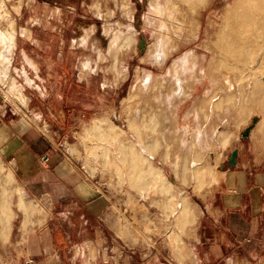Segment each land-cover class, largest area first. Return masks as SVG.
I'll use <instances>...</instances> for the list:
<instances>
[{
	"label": "rangeland",
	"instance_id": "rangeland-1",
	"mask_svg": "<svg viewBox=\"0 0 264 264\" xmlns=\"http://www.w3.org/2000/svg\"><path fill=\"white\" fill-rule=\"evenodd\" d=\"M237 2L211 0L196 11L192 0H0V25L16 36L9 73L29 97L23 107L7 97L9 80L0 81L3 120H30L105 202L96 216L75 209L58 217V228L70 231L71 239L52 254L33 255L28 230L49 220V212L33 199L39 209L21 205L16 181L26 188L25 180L15 160L0 150V201L16 213L9 233L0 224V264H264L255 241L246 247L232 234L222 240L221 224L208 218L199 227L201 206L220 177L218 166L236 149L229 140L245 138L237 147L252 156L264 151L263 121L255 125L264 116V99L246 100L248 69H235L244 67L235 60L227 64L233 72L230 90L221 77L223 65H216L214 36L207 35ZM83 35L87 46L80 43ZM160 40L169 56L161 66L153 60ZM175 69L185 94L199 90L180 96ZM149 145L152 160L139 155ZM192 162H201L193 179ZM180 191L186 198L176 222L168 214L175 205L171 196Z\"/></svg>",
	"mask_w": 264,
	"mask_h": 264
},
{
	"label": "crops",
	"instance_id": "crops-1",
	"mask_svg": "<svg viewBox=\"0 0 264 264\" xmlns=\"http://www.w3.org/2000/svg\"><path fill=\"white\" fill-rule=\"evenodd\" d=\"M198 90L199 87H193L182 96L193 95ZM211 91L205 90L207 94ZM0 109V150L7 158L15 160L18 176L25 180V189L33 201L49 212V220L45 219L39 227L28 230L27 249L33 255L52 254L71 239L68 236L70 231L58 228V217L72 215L75 209L88 216H96L99 210H103L105 202L98 197L81 169L64 153L58 152L54 142L38 135L30 120L22 117L5 121L1 104ZM202 135L203 129L196 138L200 142ZM228 138L222 139V142L226 144ZM243 139L229 140V144L236 145L238 149L236 163L230 165L229 157L223 156L218 166V182L208 193L204 206H201L203 215L199 227L204 218H208L221 224L217 231L220 239L227 240V236L232 234L239 244L247 247V244L255 241L254 249L264 251V151L255 156L247 154L237 147ZM199 165L197 162L196 166ZM54 208L59 211L58 216L53 215Z\"/></svg>",
	"mask_w": 264,
	"mask_h": 264
},
{
	"label": "bare ground",
	"instance_id": "bare-ground-1",
	"mask_svg": "<svg viewBox=\"0 0 264 264\" xmlns=\"http://www.w3.org/2000/svg\"><path fill=\"white\" fill-rule=\"evenodd\" d=\"M192 1L196 3L197 11V5L199 3L206 6L211 0ZM193 7L194 6H191L190 8ZM10 24L14 26V20L13 22L11 20ZM207 35L208 38L214 36V39L212 40L213 45L219 48L218 50L220 55V57L217 58L218 60L216 62V65H219L218 67H221L223 65V67H221L223 69V71L221 72V77L229 83L230 90L234 85L231 79V75L233 74V72L231 69H227V64H231V60H235L239 64H242L244 66L235 67V69H241V72H243L244 69H248L247 72L249 74L247 72L244 73V75H247L249 81V92L245 94L246 100L256 102L255 97L257 96H261L264 99V0H238L233 8H227L225 10L220 23V27H216L213 25L211 29L207 30ZM208 42L211 43V41ZM80 43L87 46L89 44V37L85 35L81 36ZM15 46V33L10 31L9 29H3L0 25V81L4 84L5 82H7V80H9L8 89H5L7 97L16 100L23 107H26L29 102V97L24 92L23 86L20 85L18 81L9 73V69L12 63L11 56L14 53ZM154 50L153 60L155 62H158L160 66L163 65L169 58L168 52L165 50L163 40H160L155 44ZM99 51H103L102 48H100ZM179 60L181 63L186 64V62L188 61V57L182 56L179 58ZM197 61L198 60H196V63ZM114 62L117 68L116 56ZM90 63L91 59L88 58V60L83 63V66L87 67ZM180 65L183 66V64ZM172 72L177 78V85L179 88L178 93L182 96V94L184 93V85L180 72L178 69H175ZM252 75L254 80L252 79V77H250ZM206 77L209 76L206 74ZM200 79L201 78H198V82H200ZM149 82L150 80H145L144 87H146ZM214 82L215 81L212 82V85L214 84ZM255 120V125L258 121L260 123L261 120L263 121L261 125L264 124V116L263 118L261 117V119L256 118ZM99 125L100 124H98V126ZM252 129L253 127L247 128L243 133L244 136L250 135ZM71 149L76 153L78 152L77 146L75 145L72 146ZM140 152L141 154L139 155L141 158H143V156L150 160L154 158L152 145H149L148 147L141 146ZM2 162L3 161L0 158V173L5 172V167ZM196 165L197 162H192V164L190 163V168L192 169V173L190 176L192 177V179L195 178L196 175V172L194 170ZM6 177L12 179V173L9 172ZM16 184L18 185V189L20 191L21 205L25 207V209L29 208L33 211L39 209L38 206H35L33 204L32 198L28 195L26 189L22 187L17 181ZM184 195V191H180L178 194H173L171 196V203H175V205L173 208L169 209L170 214L168 215H171L172 218L176 220V222H179L181 214L183 212V203L181 200L186 198L184 197ZM4 203L5 202L2 199V201H0V224L3 226L4 232L9 233L11 230L10 221L15 217L16 213L14 211H10L9 208H6Z\"/></svg>",
	"mask_w": 264,
	"mask_h": 264
},
{
	"label": "water",
	"instance_id": "water-1",
	"mask_svg": "<svg viewBox=\"0 0 264 264\" xmlns=\"http://www.w3.org/2000/svg\"><path fill=\"white\" fill-rule=\"evenodd\" d=\"M145 42H146V39L144 38V36H142V38L139 42V46H140L141 51H143L145 48ZM237 156H238V150L234 149L232 154H231V157L229 158V164L230 165H234L236 163Z\"/></svg>",
	"mask_w": 264,
	"mask_h": 264
}]
</instances>
